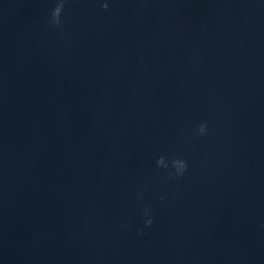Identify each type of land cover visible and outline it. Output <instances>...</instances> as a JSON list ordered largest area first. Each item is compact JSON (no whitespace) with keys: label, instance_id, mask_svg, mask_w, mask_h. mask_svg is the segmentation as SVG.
<instances>
[{"label":"water","instance_id":"95a60500","mask_svg":"<svg viewBox=\"0 0 264 264\" xmlns=\"http://www.w3.org/2000/svg\"><path fill=\"white\" fill-rule=\"evenodd\" d=\"M57 2L0 0V264H264V0Z\"/></svg>","mask_w":264,"mask_h":264},{"label":"clouds","instance_id":"9594fccd","mask_svg":"<svg viewBox=\"0 0 264 264\" xmlns=\"http://www.w3.org/2000/svg\"><path fill=\"white\" fill-rule=\"evenodd\" d=\"M65 2L66 0H58L55 8L51 12V22L54 25H59L61 23V14L64 9ZM101 7L103 9H107L108 3H103ZM206 132H207L206 123H201L197 126L195 134L202 136L206 134ZM170 165H171V168L174 169V172L170 171L168 173V178H175L178 176H183L188 167L187 161L180 157H176L172 159L171 161H169L167 157L161 155L156 160V166L158 168L168 169ZM161 199H164V197H161ZM144 215L148 217V219L145 220V227H150L151 224L153 223V218L151 217L148 208L144 209Z\"/></svg>","mask_w":264,"mask_h":264}]
</instances>
